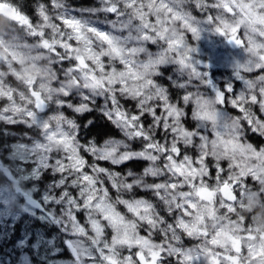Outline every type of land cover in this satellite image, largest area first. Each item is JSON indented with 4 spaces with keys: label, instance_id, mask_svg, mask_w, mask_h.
<instances>
[{
    "label": "snow or ice",
    "instance_id": "obj_1",
    "mask_svg": "<svg viewBox=\"0 0 264 264\" xmlns=\"http://www.w3.org/2000/svg\"><path fill=\"white\" fill-rule=\"evenodd\" d=\"M33 14L0 0L13 22L0 33V122L36 131L19 151L33 178L59 174L44 200L66 205L76 264H264V230L239 214L242 194L264 199V147L246 140L264 136V0H35ZM205 29L241 54L222 84L188 38ZM92 112L122 139L82 143Z\"/></svg>",
    "mask_w": 264,
    "mask_h": 264
},
{
    "label": "trees",
    "instance_id": "obj_2",
    "mask_svg": "<svg viewBox=\"0 0 264 264\" xmlns=\"http://www.w3.org/2000/svg\"><path fill=\"white\" fill-rule=\"evenodd\" d=\"M15 2L19 4L27 14L35 19L33 14L35 0H15ZM68 3L73 8H92L100 6V0H68ZM186 7H189L190 10H192L193 15H195L197 18H200L201 13L195 9V5ZM105 15L106 14L104 13H98L97 16H93L91 18L93 20L98 18L100 21H103L105 19ZM108 18L113 19L114 17L109 16ZM12 24L13 23L0 19V33L9 30V26ZM193 46H197L200 49L197 58L201 59L203 64H211V67L206 70L210 73H214L215 80L217 82L222 84L230 77L234 66L223 61L218 62L210 59V57L205 52L206 48L204 49L198 44ZM217 46L224 52L228 51L227 43L223 39L218 40ZM149 48L152 52L159 50L156 45H149ZM164 71L165 76L161 82L167 87L171 83L167 77L175 75V66H167ZM9 82L12 83L13 86L23 88V85H20L16 81L9 79ZM236 84L238 91L241 85L239 82H236ZM172 91H179L180 93L183 92V90L176 89H172ZM126 103L128 107H131L132 102ZM228 111L230 115L238 114V110L232 109L230 106L228 107ZM65 114L69 115V118H76L75 115L71 114L69 110H67ZM88 120H92L94 122L93 126H87ZM80 121L87 128L86 132L82 131L80 134L82 143L84 140H95L102 144L106 139H122L119 130L116 129L109 121L103 118L99 112L87 113L80 117ZM35 133V130L26 128L22 125H4L3 123H0V169H7L6 173H8L14 181H17L18 179L16 172H23L25 174L23 176L26 181H18V185L20 186L19 189L22 192L30 191L31 197L38 200L43 206V211L41 213H38L32 209L30 211L29 209H26L23 199L17 194L15 200H9L7 203L0 205L1 212L4 211L5 208L6 210H9L10 208V210L13 211V219L10 225H8L6 220L0 218V221H2L5 227L4 232L0 234V264H20L21 250H19L17 247L19 240L22 241L20 244H24L25 246V248L22 250L24 251V254L27 255L30 264H47V260L58 259V261L63 262L73 259L71 250L69 248V243L71 242L70 238L73 237L72 235L70 236V233L73 231L71 225L68 223V220L64 215V213L66 214V208L61 206L63 203L56 204L51 200L48 202H45L44 200L46 195H51V193L55 190L54 186L56 184V179L59 178V174L54 176V173L51 171H41L39 178H33L31 173L32 167L30 165L26 170H17L16 167L19 165V162L7 160L9 155V147L11 143L16 141V138L22 140L21 137L24 135L28 137H36L37 133L36 136ZM246 140L247 142L252 143L254 146L264 147V136H260L249 131L247 133ZM134 147L138 150L139 144L134 145ZM33 159L34 158L31 156L29 157L30 164L33 162ZM87 159L91 160L92 158L88 156ZM35 162L36 160L34 163ZM34 163H32V165H34ZM101 164L107 166L105 162H101ZM129 167L142 171L143 164H130ZM213 171L215 170L213 169ZM3 184L8 183L6 181L5 172L0 170V187H2ZM72 191L75 195L76 190L73 189ZM13 192L15 191L13 190ZM57 195H59L58 192ZM138 196L150 198V194H146L142 191L138 192ZM77 215L80 222L84 224V214L78 213ZM73 218L75 221L76 216L74 215ZM49 244H52L53 248L57 251V256H50V253H47L45 255V259L37 260V257L46 252V248Z\"/></svg>",
    "mask_w": 264,
    "mask_h": 264
},
{
    "label": "rangeland",
    "instance_id": "obj_3",
    "mask_svg": "<svg viewBox=\"0 0 264 264\" xmlns=\"http://www.w3.org/2000/svg\"><path fill=\"white\" fill-rule=\"evenodd\" d=\"M179 23V22H177ZM242 32V30H241ZM239 34V33H238ZM188 38L189 41L193 44V45H199L202 48H206L205 52L206 54L210 57V59H213L215 61L218 62H225V63H229L230 65L234 66V63L238 60H240L241 58V54L238 53V50L234 49L231 45L227 44V48L228 51L224 52L223 50H220L218 45V40L222 39L219 36H215L213 35L209 30L205 29V31L202 33L201 36V40L200 41H191V34L188 33ZM158 51V50H157ZM156 51V52H157ZM257 74H260V70H256V72L253 73H245L246 76H248V78H254ZM10 79H13L15 81L14 78L9 77ZM12 80V81H13ZM17 83H19L18 81H16ZM102 102V101H101ZM0 103H3L2 101H0ZM70 111V110H69ZM51 114V113H50ZM2 123V122H0ZM24 126V125H22ZM26 127V126H25ZM209 135H211L209 133ZM36 136V133H35ZM16 138V137H15ZM22 140H19L18 138H16V141H14L13 143H11L10 147H9V155L7 157V160L13 161V162H19V165L16 167L17 170H26L27 167H29V165L32 167L31 168V173L37 168V161L31 162V164L29 163V161L27 159H29V156H25L24 153L22 151H19V149H24V148H32L33 143L34 142H38L37 141V136L36 137H28L26 135L21 137ZM32 163H34V165H32ZM225 166L227 164L226 161L222 162ZM16 175L18 177L17 179V183L20 180L21 182L26 181V179L24 178L23 175H25L23 172H16ZM249 184H254V181H251V179L249 178L248 180ZM26 194L29 195V193L25 192ZM0 194H1V198H2V202H0V205L7 203L9 200H15L16 198V194L15 192H13V187L6 185L4 186V184L2 185V187H0ZM242 200L243 203L240 206V213L244 216V218L247 219H251V222L254 226L259 227L260 229L264 230V199H262L259 195L256 194H242ZM61 204V206L64 208H66V205ZM2 209V208H1ZM66 219L68 220V223L70 224L69 218L68 216L64 213ZM84 216V215H83ZM85 217V216H84ZM0 218L6 220L8 222V225H10L13 219V211L10 210H6V208L4 209V211L1 212L0 210ZM74 221V218H73ZM84 221L86 223V217L84 218ZM7 225V226H8ZM72 227V226H71ZM4 224L2 223V221H0V234L2 232H4ZM72 233H70V236L72 235L73 237L70 238L71 242L69 243V248L71 250L72 253V260L69 261H58L57 260H47V264H76V254L74 253L73 249L76 246L77 243L81 242L79 237L75 234V229L72 227ZM22 241L19 240L17 247L19 250H21L20 253V264H30L29 263V259L27 257L26 254H24V251L22 250L23 248H25L24 244H20ZM186 243H191V241H187ZM39 252V250H38ZM47 253H50V256H57V251L53 248L52 244H49L48 247L46 248V252L44 254H41L39 257H37V260H42L45 259V255Z\"/></svg>",
    "mask_w": 264,
    "mask_h": 264
},
{
    "label": "water",
    "instance_id": "obj_4",
    "mask_svg": "<svg viewBox=\"0 0 264 264\" xmlns=\"http://www.w3.org/2000/svg\"><path fill=\"white\" fill-rule=\"evenodd\" d=\"M0 18L7 20V18L3 17L2 15H0ZM7 21H9V20H7ZM27 201L29 204H32L34 207H36L39 211L41 210L40 206L36 202L30 203L29 199H27Z\"/></svg>",
    "mask_w": 264,
    "mask_h": 264
}]
</instances>
